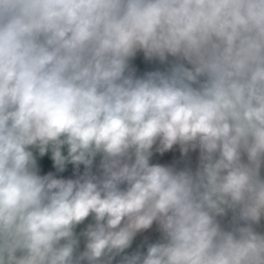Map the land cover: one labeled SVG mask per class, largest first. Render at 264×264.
I'll use <instances>...</instances> for the list:
<instances>
[{
  "label": "clouds",
  "instance_id": "1",
  "mask_svg": "<svg viewBox=\"0 0 264 264\" xmlns=\"http://www.w3.org/2000/svg\"><path fill=\"white\" fill-rule=\"evenodd\" d=\"M262 167L264 0H0V264H264Z\"/></svg>",
  "mask_w": 264,
  "mask_h": 264
},
{
  "label": "crops",
  "instance_id": "2",
  "mask_svg": "<svg viewBox=\"0 0 264 264\" xmlns=\"http://www.w3.org/2000/svg\"><path fill=\"white\" fill-rule=\"evenodd\" d=\"M64 153L66 154V149H64ZM187 155H189V153ZM49 163H50L49 169H47L46 171L47 172L50 171L49 173H52L56 178L74 179L76 178V175L82 174L84 170L83 165H80L77 171V170H74L72 164H66L65 170L63 172L57 171V169L53 166L50 152H49ZM150 163H159L165 166H174L177 169H182L185 166H187L194 170L197 164V159L195 157L193 160V164L191 165L190 161L188 160V157L181 155L179 146H173L172 149L164 152L163 154L156 152L155 146H154L153 156L151 157ZM95 164L97 163H94L93 171H95ZM79 230L80 228L78 229L76 233H78ZM148 234L149 233L147 232V230L141 233H138L134 237L133 242L129 248H134L137 246V244L143 242L147 238ZM155 240H156L155 238H150L149 240H147L144 248L146 249L148 242L155 243L156 242Z\"/></svg>",
  "mask_w": 264,
  "mask_h": 264
},
{
  "label": "water",
  "instance_id": "3",
  "mask_svg": "<svg viewBox=\"0 0 264 264\" xmlns=\"http://www.w3.org/2000/svg\"><path fill=\"white\" fill-rule=\"evenodd\" d=\"M169 59H171V58H169ZM130 66L135 70V74L137 76H142L144 73L150 72V71H157V70L163 71L168 65L167 64H160L159 61H156V60H152V61L146 60L143 56V53L138 52L136 54V56L130 61ZM261 174H262V176H264V167H262V169H261ZM230 217H231V214L229 213V215L227 217L223 218V220H222V223L226 227L228 225ZM91 222H92V218L89 217L84 221V223L78 225L75 229V231L77 232L78 229L80 228V230L77 234H79L82 230H84L85 227L87 226V224L91 223ZM255 227H256V230L258 232L264 233V218H262L259 225L255 226ZM150 238H154V237L151 234H148L147 238L143 242L137 244V246L134 248L126 249L124 251V253H122L121 255H131V254L135 253L136 251L145 252L146 251V249L144 248L145 244H146L147 240H149ZM155 241L157 242L158 239H156ZM148 244H149V242H148ZM83 249H84V239H83V237H80L79 250L83 251ZM119 260H120V256H117L115 258V260L113 261V264H118ZM85 264H86V262H85Z\"/></svg>",
  "mask_w": 264,
  "mask_h": 264
},
{
  "label": "rangeland",
  "instance_id": "4",
  "mask_svg": "<svg viewBox=\"0 0 264 264\" xmlns=\"http://www.w3.org/2000/svg\"><path fill=\"white\" fill-rule=\"evenodd\" d=\"M33 153H34V156L36 157L38 173L40 175L48 174L50 171L47 172L46 170L49 169V166H50L49 152L46 153L44 156H40L38 154V151L33 149Z\"/></svg>",
  "mask_w": 264,
  "mask_h": 264
},
{
  "label": "trees",
  "instance_id": "5",
  "mask_svg": "<svg viewBox=\"0 0 264 264\" xmlns=\"http://www.w3.org/2000/svg\"><path fill=\"white\" fill-rule=\"evenodd\" d=\"M188 160L190 161L191 165L193 164V160L194 158L198 157V151H193V152H189V155H187ZM99 162V157L96 158V160L94 161V163H98Z\"/></svg>",
  "mask_w": 264,
  "mask_h": 264
},
{
  "label": "built area",
  "instance_id": "6",
  "mask_svg": "<svg viewBox=\"0 0 264 264\" xmlns=\"http://www.w3.org/2000/svg\"><path fill=\"white\" fill-rule=\"evenodd\" d=\"M147 232L151 234L154 238L158 239L160 238V234L156 229V225L153 224L152 228L148 229Z\"/></svg>",
  "mask_w": 264,
  "mask_h": 264
}]
</instances>
